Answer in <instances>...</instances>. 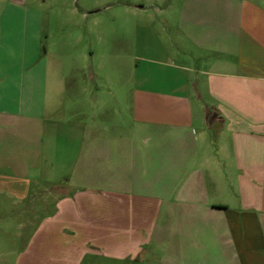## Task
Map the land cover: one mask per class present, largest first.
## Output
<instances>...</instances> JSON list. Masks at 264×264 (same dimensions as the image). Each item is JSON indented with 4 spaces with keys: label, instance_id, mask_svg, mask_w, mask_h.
Instances as JSON below:
<instances>
[{
    "label": "crops",
    "instance_id": "1",
    "mask_svg": "<svg viewBox=\"0 0 264 264\" xmlns=\"http://www.w3.org/2000/svg\"><path fill=\"white\" fill-rule=\"evenodd\" d=\"M116 7L157 12L133 25L158 69L105 119L69 98L38 9L0 7V218L29 228L0 263L264 264V0Z\"/></svg>",
    "mask_w": 264,
    "mask_h": 264
},
{
    "label": "rangeland",
    "instance_id": "2",
    "mask_svg": "<svg viewBox=\"0 0 264 264\" xmlns=\"http://www.w3.org/2000/svg\"><path fill=\"white\" fill-rule=\"evenodd\" d=\"M23 6L39 11L41 51H47L54 67L67 70L70 88L68 96L85 105L86 117L99 112L101 119L130 116L132 91L140 87L143 71L154 75L158 66L142 59L139 28L133 24L158 20L157 12H126L116 6L131 0H20ZM75 1L76 4L74 3ZM8 0H0V7ZM73 5L80 6L88 13L82 20L71 12ZM110 6L104 8V6ZM154 41L157 30H152ZM90 108V109H89ZM100 108V110H99ZM212 140L214 135L212 134ZM49 207V206H48ZM46 207V208H48ZM49 209V208H48ZM44 207L39 214H44ZM29 228H16L15 222L0 218V251L15 252L21 248L22 238L27 237ZM21 234L19 237L18 235ZM10 248V250H9ZM153 258L132 261L94 259L92 264H147ZM7 263L14 264V256ZM88 264V260L84 261Z\"/></svg>",
    "mask_w": 264,
    "mask_h": 264
}]
</instances>
